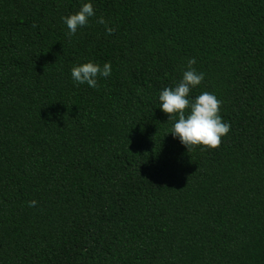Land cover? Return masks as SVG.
<instances>
[{
  "label": "trees",
  "instance_id": "16d2710c",
  "mask_svg": "<svg viewBox=\"0 0 264 264\" xmlns=\"http://www.w3.org/2000/svg\"><path fill=\"white\" fill-rule=\"evenodd\" d=\"M192 57L214 150L160 107ZM0 264H264V0H0Z\"/></svg>",
  "mask_w": 264,
  "mask_h": 264
},
{
  "label": "clouds",
  "instance_id": "9594fccd",
  "mask_svg": "<svg viewBox=\"0 0 264 264\" xmlns=\"http://www.w3.org/2000/svg\"><path fill=\"white\" fill-rule=\"evenodd\" d=\"M95 16V9L91 2L82 4L80 9L63 17L67 26L69 39L76 35L79 29L89 25L90 18ZM105 26V34L111 35L115 29L108 25L103 16L97 21ZM195 57L187 60V67L182 72V77L174 86L165 87L159 93L160 107L173 121L170 133L178 137L188 151L194 146H204V150L217 149L222 143V138L231 130L230 122H226L220 115L223 101L208 91L193 97L192 91L198 87L205 78L203 72H198L194 65ZM111 64L103 66L94 61L74 65L71 68V77L76 84H87L92 88L98 87V78L111 75ZM36 200L28 202L29 207H35Z\"/></svg>",
  "mask_w": 264,
  "mask_h": 264
}]
</instances>
